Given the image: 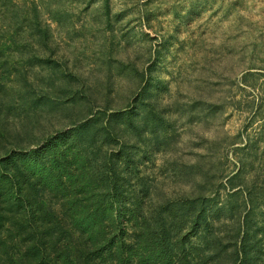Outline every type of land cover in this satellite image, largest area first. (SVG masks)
Returning <instances> with one entry per match:
<instances>
[{"label":"rangeland","instance_id":"1","mask_svg":"<svg viewBox=\"0 0 264 264\" xmlns=\"http://www.w3.org/2000/svg\"><path fill=\"white\" fill-rule=\"evenodd\" d=\"M0 211V264H264V0H0Z\"/></svg>","mask_w":264,"mask_h":264},{"label":"trees","instance_id":"2","mask_svg":"<svg viewBox=\"0 0 264 264\" xmlns=\"http://www.w3.org/2000/svg\"><path fill=\"white\" fill-rule=\"evenodd\" d=\"M24 210H25V215H24L23 220L25 221V219H27V221H25V223L30 222V224H31V222H34V220H35L34 214H31L30 211L27 212V209H25V206H24ZM3 217H4V220L10 218L9 216H6L2 211H0V219H2ZM6 221H8V220H6ZM15 223L17 225V222H15ZM10 224H11V220H10ZM68 232H69L68 229H63V232H61V233L64 235H68ZM69 237H70L69 238L70 240H73L74 239L73 233L69 234ZM70 243H72V241H70ZM75 244H76V241H75ZM84 245H85V243L82 244V246H84ZM23 247L25 248V250H27V252H24V254H23L24 255V258H22L23 264L24 263L25 264H55V262H56L53 260V258H51L49 256L50 252L47 251L48 248H45L42 245L33 244L31 246H28V247H26V246H23ZM51 247L52 246H50V248ZM71 252H74V255L72 257H74L75 260H72V258H70V256L66 254L65 256L68 259L66 261L67 264H90L91 255L90 254L88 255L87 253L85 254L83 249H82L83 257H81V253L79 252V247H77V246L72 248ZM19 262H20V259H19Z\"/></svg>","mask_w":264,"mask_h":264}]
</instances>
